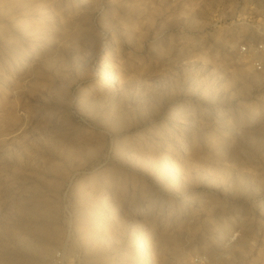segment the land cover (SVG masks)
<instances>
[{
    "label": "rangeland",
    "instance_id": "1",
    "mask_svg": "<svg viewBox=\"0 0 264 264\" xmlns=\"http://www.w3.org/2000/svg\"><path fill=\"white\" fill-rule=\"evenodd\" d=\"M264 0H0V264H264Z\"/></svg>",
    "mask_w": 264,
    "mask_h": 264
},
{
    "label": "built area",
    "instance_id": "2",
    "mask_svg": "<svg viewBox=\"0 0 264 264\" xmlns=\"http://www.w3.org/2000/svg\"><path fill=\"white\" fill-rule=\"evenodd\" d=\"M241 54L247 55L253 61L254 67L258 71L263 70L264 45H260L257 47L250 44H246L242 48Z\"/></svg>",
    "mask_w": 264,
    "mask_h": 264
}]
</instances>
